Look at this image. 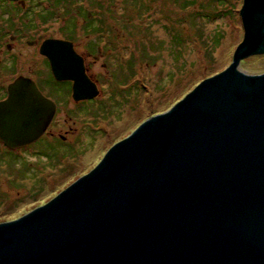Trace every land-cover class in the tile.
Returning a JSON list of instances; mask_svg holds the SVG:
<instances>
[{
    "label": "water",
    "instance_id": "obj_1",
    "mask_svg": "<svg viewBox=\"0 0 264 264\" xmlns=\"http://www.w3.org/2000/svg\"><path fill=\"white\" fill-rule=\"evenodd\" d=\"M232 65L111 145L49 201L0 224V264H264V0H244ZM41 54L75 102L99 96L72 43ZM0 102L9 149L38 141L56 105L18 78Z\"/></svg>",
    "mask_w": 264,
    "mask_h": 264
},
{
    "label": "rangeland",
    "instance_id": "obj_2",
    "mask_svg": "<svg viewBox=\"0 0 264 264\" xmlns=\"http://www.w3.org/2000/svg\"><path fill=\"white\" fill-rule=\"evenodd\" d=\"M243 1L128 0L126 11L116 8L125 0L112 1L114 15L105 23L115 45L106 70L95 71L100 96L74 102L65 85L48 81L52 95L62 94L52 132L64 139L15 153L0 148V224L49 201L137 125L225 72L244 38ZM34 68L45 69L41 61ZM240 68L264 69V54L243 59Z\"/></svg>",
    "mask_w": 264,
    "mask_h": 264
},
{
    "label": "flooded vegetation",
    "instance_id": "obj_3",
    "mask_svg": "<svg viewBox=\"0 0 264 264\" xmlns=\"http://www.w3.org/2000/svg\"><path fill=\"white\" fill-rule=\"evenodd\" d=\"M98 2L99 0H0V102L8 99L10 84L18 78H26L34 81L41 94L56 105V113L50 126L37 142L57 137L64 139L52 132V126L60 113L59 96L62 94L54 92L55 96L52 95L46 83L51 81L65 85L67 98L73 99V83L56 81L50 61L41 54V47L46 41L72 43L74 51L84 60L86 74L101 94L98 79L100 73L96 74L95 71L98 66L106 70L115 41L111 39L110 28L105 23L107 18L114 15H110L113 7L104 8L105 12L101 17L100 7L90 6ZM37 61H41L45 67L42 72H37L34 68ZM5 80L11 81L6 83ZM37 142L23 148L31 147ZM0 148L14 153L22 149H9L1 139Z\"/></svg>",
    "mask_w": 264,
    "mask_h": 264
},
{
    "label": "trees",
    "instance_id": "obj_4",
    "mask_svg": "<svg viewBox=\"0 0 264 264\" xmlns=\"http://www.w3.org/2000/svg\"><path fill=\"white\" fill-rule=\"evenodd\" d=\"M114 2V0H99V2H98V4H93V7H100V13L99 14H101V17L103 16V14H104V8H106V7H108V8H110V7H115V5H112V3ZM137 1H139L140 3L141 2H143V0H131V3H132V5H133V3L135 2L136 4H137ZM127 3H128V0H125V4L124 3H121V4H119V5H117V9H121V10H127L128 8H127ZM124 4V5H123ZM121 5V7H119ZM138 5V4H137ZM140 8V7H139ZM104 11V12H103ZM113 14V10L112 11H110V15H112ZM103 19H101V23L103 24Z\"/></svg>",
    "mask_w": 264,
    "mask_h": 264
}]
</instances>
